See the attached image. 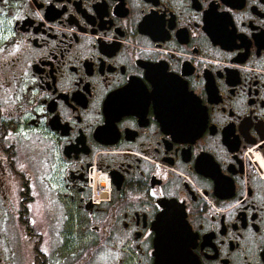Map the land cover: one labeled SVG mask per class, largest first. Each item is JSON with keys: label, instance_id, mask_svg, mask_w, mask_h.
Masks as SVG:
<instances>
[{"label": "flooded vegetation", "instance_id": "af4514ba", "mask_svg": "<svg viewBox=\"0 0 264 264\" xmlns=\"http://www.w3.org/2000/svg\"><path fill=\"white\" fill-rule=\"evenodd\" d=\"M172 223L264 264V0H0V264H153Z\"/></svg>", "mask_w": 264, "mask_h": 264}, {"label": "rangeland", "instance_id": "374dc122", "mask_svg": "<svg viewBox=\"0 0 264 264\" xmlns=\"http://www.w3.org/2000/svg\"><path fill=\"white\" fill-rule=\"evenodd\" d=\"M20 130L23 131V128L21 127ZM19 134V133H18ZM15 135V138L20 137L19 135ZM23 137H25V132H22V137L20 138V140L23 139ZM23 151H25L26 155H27V162L28 164H30L31 166L35 167L36 169V174H42L43 172L46 171V167H47V157L46 154L43 151V146L41 141L39 140L38 137H31L30 139H26L23 142L22 145ZM34 160V162H33ZM34 229L36 231H38L37 226H34ZM66 230L69 232L70 228H66ZM71 234H73V240L69 241V240H64L63 245L61 246V248L55 249V247H58L62 244L63 242V229L60 231V228H56L55 230H53L51 237L53 239V247L50 249V247H47V254L51 255L52 252L54 251V256L51 259V263L54 261V258H56L55 256L60 257L61 256V250H65L67 247L71 248V250H78L82 247V236L79 234L78 232V227L76 226L75 228H71ZM63 234V235H62ZM47 236V234H46ZM55 237V238H54ZM47 241V240H46ZM47 243V242H46ZM49 244V243H48ZM29 248H28V257H29V261H31L32 258V248H31V244L28 243ZM49 252V253H48Z\"/></svg>", "mask_w": 264, "mask_h": 264}, {"label": "water", "instance_id": "95a60500", "mask_svg": "<svg viewBox=\"0 0 264 264\" xmlns=\"http://www.w3.org/2000/svg\"><path fill=\"white\" fill-rule=\"evenodd\" d=\"M185 245L186 240L179 224L172 223L163 227L162 231L155 233L153 240V264H194L187 256Z\"/></svg>", "mask_w": 264, "mask_h": 264}, {"label": "built area", "instance_id": "2783aa9c", "mask_svg": "<svg viewBox=\"0 0 264 264\" xmlns=\"http://www.w3.org/2000/svg\"><path fill=\"white\" fill-rule=\"evenodd\" d=\"M91 183H89L90 187V198L93 203H98L99 197L101 194L108 193V181L106 180L105 175L100 174V181L103 183L101 188H98L95 185V182L93 181V178L91 179Z\"/></svg>", "mask_w": 264, "mask_h": 264}, {"label": "bare ground", "instance_id": "6f19581e", "mask_svg": "<svg viewBox=\"0 0 264 264\" xmlns=\"http://www.w3.org/2000/svg\"><path fill=\"white\" fill-rule=\"evenodd\" d=\"M100 182H101V181H100ZM100 182H99V180H97V181L95 182V185L98 186ZM102 185H103V183H102Z\"/></svg>", "mask_w": 264, "mask_h": 264}, {"label": "trees", "instance_id": "16d2710c", "mask_svg": "<svg viewBox=\"0 0 264 264\" xmlns=\"http://www.w3.org/2000/svg\"><path fill=\"white\" fill-rule=\"evenodd\" d=\"M48 262V260L46 259V257H45V264Z\"/></svg>", "mask_w": 264, "mask_h": 264}, {"label": "snow or ice", "instance_id": "6c2138e0", "mask_svg": "<svg viewBox=\"0 0 264 264\" xmlns=\"http://www.w3.org/2000/svg\"><path fill=\"white\" fill-rule=\"evenodd\" d=\"M3 2L6 4L7 3V0H3Z\"/></svg>", "mask_w": 264, "mask_h": 264}]
</instances>
